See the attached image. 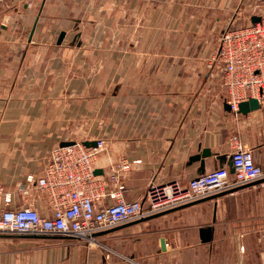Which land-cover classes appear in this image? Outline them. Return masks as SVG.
<instances>
[{"label":"crops","instance_id":"crops-1","mask_svg":"<svg viewBox=\"0 0 264 264\" xmlns=\"http://www.w3.org/2000/svg\"><path fill=\"white\" fill-rule=\"evenodd\" d=\"M262 15V1L250 0L0 2V196L10 195L9 208L51 217L47 195L27 179L42 176L52 150L71 140L105 141L96 166L109 191L113 171L131 165L120 173L129 202L152 184L186 187L233 170L239 144L264 169V107L231 112L223 67H209L226 29ZM6 209L1 199L0 214ZM97 240L100 248L89 249L72 237L0 235V264H264V188L210 197Z\"/></svg>","mask_w":264,"mask_h":264},{"label":"built area","instance_id":"built-area-1","mask_svg":"<svg viewBox=\"0 0 264 264\" xmlns=\"http://www.w3.org/2000/svg\"><path fill=\"white\" fill-rule=\"evenodd\" d=\"M3 1L6 0H0ZM261 1L260 20L226 29L209 65L210 69L217 63L223 67L226 104L236 115L240 105L250 99L264 107V0ZM67 142L71 143L52 150L42 176L27 179L45 192L53 215L44 216L32 206L9 208L10 195L0 196L7 207L0 214V235H53L96 245L97 235L102 232L224 192L234 194L248 186L264 188V169L256 163L253 151L239 144L232 153L233 173L228 168H218L191 180L186 187L179 182L152 184L144 199L129 202L120 182V173L131 168L129 163L123 162L113 171L109 179L116 188L109 191L96 166L99 155L106 150L105 141L98 140L95 146L80 140ZM23 191L29 194L27 187ZM107 197L114 202L100 207L98 202Z\"/></svg>","mask_w":264,"mask_h":264},{"label":"water","instance_id":"water-1","mask_svg":"<svg viewBox=\"0 0 264 264\" xmlns=\"http://www.w3.org/2000/svg\"><path fill=\"white\" fill-rule=\"evenodd\" d=\"M260 20V18H258L257 20H255L254 22H257V21H259ZM63 37H64V34H62V36H61V38H60V40L59 41H62L61 39H63ZM261 108V106H260V104L258 103V101L257 100H255V99H250L248 102H244V103H242L241 105H240V113H243V114H248L249 112H251V111H256V110H258V109H260ZM71 142H65V143H63V144H61V145H68V144H70ZM87 146H95L96 145V143L95 144H93V145H91V144H89V143H85ZM234 172V169L233 170H231V173H233ZM224 194H228L227 192H224V193H221V194H218V195H216V196H213V197H217V196H221V195H224ZM207 199H209V198H207ZM195 203V202H194ZM193 204V203H192ZM190 205V204H189ZM210 235V234H209ZM162 244H163V249L165 248V246H164V242H162Z\"/></svg>","mask_w":264,"mask_h":264},{"label":"rangeland","instance_id":"rangeland-1","mask_svg":"<svg viewBox=\"0 0 264 264\" xmlns=\"http://www.w3.org/2000/svg\"><path fill=\"white\" fill-rule=\"evenodd\" d=\"M254 2H258V3H261V0H250V3L252 4V3H254ZM235 8V4H232V6H231V9H234ZM86 243V245H87V247L89 248V249H98V248H100V244H89V243H87V242H85Z\"/></svg>","mask_w":264,"mask_h":264}]
</instances>
